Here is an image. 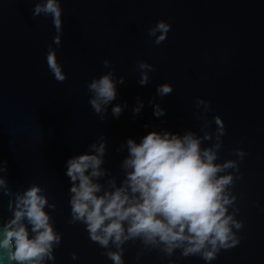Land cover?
Wrapping results in <instances>:
<instances>
[{
  "label": "water",
  "instance_id": "1",
  "mask_svg": "<svg viewBox=\"0 0 264 264\" xmlns=\"http://www.w3.org/2000/svg\"><path fill=\"white\" fill-rule=\"evenodd\" d=\"M46 2L0 0V240L17 197L38 186L60 237L54 259L42 264H115L110 252L122 264H264V0H58L59 30L52 13L34 14ZM159 21L170 28L156 43L160 30L150 32ZM109 73L117 94L97 112L89 85ZM164 83L173 90L161 96ZM157 104L165 109L159 117ZM150 131L193 133L202 150L215 152V164L233 162L217 177H232L223 190L226 215L240 227L230 223L228 246L218 244L210 260L203 255L210 244L187 255V242L168 252L143 236L103 246L74 219L69 158L104 143V174L93 178L102 195L126 179L127 140L139 143ZM23 223L35 235L26 217ZM10 251L0 248V264H18Z\"/></svg>",
  "mask_w": 264,
  "mask_h": 264
},
{
  "label": "clouds",
  "instance_id": "2",
  "mask_svg": "<svg viewBox=\"0 0 264 264\" xmlns=\"http://www.w3.org/2000/svg\"><path fill=\"white\" fill-rule=\"evenodd\" d=\"M41 11L53 14L59 30L61 9L58 0L37 4L34 14ZM169 28L170 25L159 21L150 34L154 35L159 29L161 34L156 43H160L166 38ZM55 39L59 41V37ZM49 64L56 77L63 80L64 74L56 63L54 52L49 53ZM140 67L151 66L141 62ZM120 82L123 83V77ZM147 82V73H143L139 83L144 85ZM89 87L95 92L91 104L97 112L117 94L111 73L94 80ZM172 90L168 83L157 87L161 96ZM142 107L141 101L134 112L138 114ZM121 112L120 105L113 107L115 116ZM164 112L165 109L155 105L154 115L159 117ZM217 123H221L219 117ZM200 144V139L190 132L181 137L171 132L150 131L139 143L129 138V155L123 162L126 179L119 187H115L113 181L114 190H105L102 195H98L101 185L93 178L104 174L100 167L104 143L93 144V153L69 158L66 175L73 182L70 191L73 193L74 219L83 220L91 238L103 246L111 240L119 247L129 237L143 236L147 242H157L158 238L166 244L168 252L187 242L185 255L199 252L210 244L211 250L204 251L203 255L206 260L212 259L218 244L228 246L227 241L233 235L230 223H235L236 227L240 224L233 221L231 215H226L225 205L231 201L223 195V190L232 177H217L218 172L232 166L233 162L215 164V152L202 150ZM4 184L0 178V185ZM40 191L38 186H34L17 197L13 218L3 229L0 248L11 249L14 246L15 251L9 252V259L18 264H42L46 256L54 259L53 242H59L60 237L49 222L50 217L44 210L47 199L40 195ZM25 217L35 233L31 237L23 223ZM236 242L232 240L233 244ZM109 255L115 264H122L119 252H110Z\"/></svg>",
  "mask_w": 264,
  "mask_h": 264
}]
</instances>
